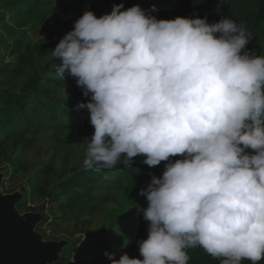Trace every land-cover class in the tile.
Instances as JSON below:
<instances>
[{
	"label": "clouds",
	"instance_id": "1",
	"mask_svg": "<svg viewBox=\"0 0 264 264\" xmlns=\"http://www.w3.org/2000/svg\"><path fill=\"white\" fill-rule=\"evenodd\" d=\"M139 4L87 9L52 49L59 79L90 100L94 132L84 170L166 161L141 195L149 222L141 258L111 264H188L201 247L221 264L264 260V51L246 48L230 16L158 19ZM251 150V151H249ZM180 157L174 161L172 157Z\"/></svg>",
	"mask_w": 264,
	"mask_h": 264
},
{
	"label": "rangeland",
	"instance_id": "2",
	"mask_svg": "<svg viewBox=\"0 0 264 264\" xmlns=\"http://www.w3.org/2000/svg\"><path fill=\"white\" fill-rule=\"evenodd\" d=\"M146 1L143 0L140 6ZM158 1L150 0L154 5ZM59 3V0H45V4L36 10V22L23 24L10 18L8 8L1 9L0 92L27 93L37 84L39 74L46 71L45 66L50 62L46 71L50 79L43 80V84L48 90L51 88L57 98H72L70 88L74 77L59 79L56 72L59 61L52 57V49L64 35L55 36L44 55L34 59L29 56L46 29L52 26L53 15L61 11ZM33 102L29 113L21 108L16 112L22 114V128L0 134V142L2 137H8L0 143V172L6 173L2 191L23 190L24 197L17 207L22 213L28 210L43 212L44 219L36 229L44 234V238L67 239L69 244L65 248H71L77 241L70 262L90 264L89 259L74 256L76 251L90 234L109 227L127 198L111 179V173L117 167L106 173L93 168L84 170L85 140L91 138L93 126L37 123L29 119L34 113ZM46 114L47 111L38 117L43 120ZM117 236V231L102 235L103 240L112 244L118 242ZM53 264H60V261Z\"/></svg>",
	"mask_w": 264,
	"mask_h": 264
},
{
	"label": "trees",
	"instance_id": "3",
	"mask_svg": "<svg viewBox=\"0 0 264 264\" xmlns=\"http://www.w3.org/2000/svg\"><path fill=\"white\" fill-rule=\"evenodd\" d=\"M143 0H59L61 11L53 15L52 26L47 28L40 41L34 45L29 52L31 59L35 56H42L46 53L47 47L57 35H65L74 27V22L87 9L92 10L98 17L104 13L111 12L114 4L123 3L124 8L134 4H141ZM147 3V4H146ZM45 4V0H0V12L3 8L10 10V18L19 24L36 22V10ZM154 5L150 0L142 3V7L151 10ZM156 11L152 12L158 19H172L176 16L194 17L207 16L208 21H218L222 16H230L245 25L250 33L251 40L246 48L255 50L256 54L262 52V39L264 37V0H159L155 4ZM50 66L48 62L45 70ZM46 71L39 74L37 84L27 93L0 92V134L11 133L24 126L22 114L16 113L23 110L29 113L32 110V102L35 104L34 113L29 119L50 126L76 124L92 126L90 123L88 110L79 108L78 104L90 100L89 96L83 95V90L72 79L70 93L72 98H57L54 93L47 89L43 80H49ZM53 91V90H52ZM11 105V106H10ZM21 108V109H20ZM47 114L42 120L39 115ZM1 142L8 139L7 136L1 138ZM251 151V150H249ZM180 157H172L174 161ZM166 161H161L157 166L149 167L143 162V157L137 156L130 166L117 164V169L112 172V182L118 186L125 198V205L119 209L118 214L113 218L108 228L90 234L84 240L82 247L76 251L79 258H87L90 264H111L108 259L109 253H116V259L127 252L130 257L141 258L138 241L145 239L148 233L149 222L143 218V214L138 211L140 207L147 206V199L141 195V189L147 187L151 177L161 176L165 170ZM96 169V168H93ZM109 169H100L101 173H106ZM79 175H81L79 173ZM118 232V242L112 244L103 240L102 235ZM77 241L71 244V248H64L61 253L60 264H73L70 256L76 248ZM189 255L188 264H221L220 259L213 258L207 254L203 248L196 247L187 249ZM242 264H252L249 260L242 261ZM264 264V260L257 262Z\"/></svg>",
	"mask_w": 264,
	"mask_h": 264
},
{
	"label": "water",
	"instance_id": "4",
	"mask_svg": "<svg viewBox=\"0 0 264 264\" xmlns=\"http://www.w3.org/2000/svg\"><path fill=\"white\" fill-rule=\"evenodd\" d=\"M6 173L0 172V264H53L61 260L67 239H45L36 229L44 219L43 212L17 207L23 190L3 192Z\"/></svg>",
	"mask_w": 264,
	"mask_h": 264
}]
</instances>
